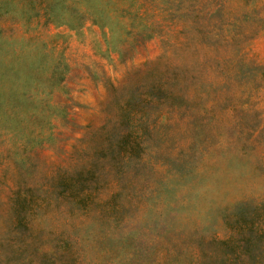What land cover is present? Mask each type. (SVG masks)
<instances>
[{
  "label": "rangeland",
  "instance_id": "1",
  "mask_svg": "<svg viewBox=\"0 0 264 264\" xmlns=\"http://www.w3.org/2000/svg\"><path fill=\"white\" fill-rule=\"evenodd\" d=\"M0 264H264V0H0Z\"/></svg>",
  "mask_w": 264,
  "mask_h": 264
}]
</instances>
